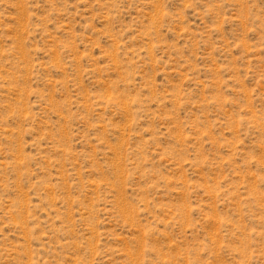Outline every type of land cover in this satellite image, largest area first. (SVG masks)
I'll use <instances>...</instances> for the list:
<instances>
[{"label": "rangeland", "instance_id": "rangeland-1", "mask_svg": "<svg viewBox=\"0 0 264 264\" xmlns=\"http://www.w3.org/2000/svg\"><path fill=\"white\" fill-rule=\"evenodd\" d=\"M0 264H264V0H0Z\"/></svg>", "mask_w": 264, "mask_h": 264}]
</instances>
